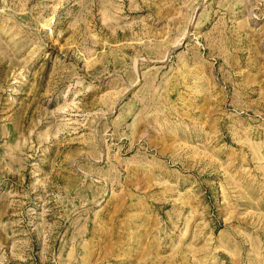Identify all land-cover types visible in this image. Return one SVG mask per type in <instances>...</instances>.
Listing matches in <instances>:
<instances>
[{"label": "rangeland", "instance_id": "rangeland-1", "mask_svg": "<svg viewBox=\"0 0 264 264\" xmlns=\"http://www.w3.org/2000/svg\"><path fill=\"white\" fill-rule=\"evenodd\" d=\"M0 264H264V0H0Z\"/></svg>", "mask_w": 264, "mask_h": 264}]
</instances>
